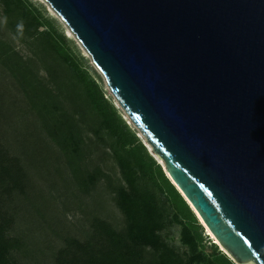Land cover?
<instances>
[{
    "label": "water",
    "instance_id": "water-1",
    "mask_svg": "<svg viewBox=\"0 0 264 264\" xmlns=\"http://www.w3.org/2000/svg\"><path fill=\"white\" fill-rule=\"evenodd\" d=\"M45 1L227 252L264 264V0Z\"/></svg>",
    "mask_w": 264,
    "mask_h": 264
},
{
    "label": "trees",
    "instance_id": "trees-1",
    "mask_svg": "<svg viewBox=\"0 0 264 264\" xmlns=\"http://www.w3.org/2000/svg\"><path fill=\"white\" fill-rule=\"evenodd\" d=\"M0 9L5 19L4 24L0 22V65L16 78L23 89L29 91L34 83H39L40 90L30 92L29 96L36 111L42 115L46 128L51 129L50 123L56 120L52 130L61 150L81 152L83 128L75 119L80 115L81 119L87 120L86 126L95 133L98 142L104 140L103 134L112 140L110 155L115 158L122 174L123 182L113 185V188L117 204L125 214L126 230H117L107 221L98 219L96 225L101 228V233L98 236L93 233L85 242L69 239L59 250L56 264H235L211 238L212 252L205 250V236L208 235L204 226L160 163L149 153L115 104L106 97L99 81L71 52L66 36L55 22L28 0H0ZM6 28L21 42L27 43L32 56L23 57L16 49L15 41L3 35ZM40 65H46L47 79L38 76ZM45 80H49V86H43ZM53 90L61 93L53 98ZM5 101L2 93L0 102L3 104ZM50 106L58 108V111L51 113ZM51 115L53 119L49 123ZM72 121L73 130L68 135L66 129ZM34 134V131L30 132V136ZM27 141L22 138L15 143L20 150H26L30 164L38 165L34 158L35 147L26 146L35 145V141L32 144H27ZM11 145L0 130V264H17L12 258L11 248L19 241L6 233L14 220L6 212V207L11 202L10 197L24 187L26 179L23 178L27 174L21 160L10 154ZM49 159L53 158L42 157L44 161ZM74 171L78 176L82 172L79 166H74ZM99 171L90 172L88 181H96ZM163 195L167 201L162 199ZM170 208L175 210L173 218L169 215ZM171 221L182 226V242L189 251L181 252L163 238L162 231Z\"/></svg>",
    "mask_w": 264,
    "mask_h": 264
},
{
    "label": "rangeland",
    "instance_id": "rangeland-1",
    "mask_svg": "<svg viewBox=\"0 0 264 264\" xmlns=\"http://www.w3.org/2000/svg\"><path fill=\"white\" fill-rule=\"evenodd\" d=\"M28 1L39 8L44 16L55 22L60 32L66 36L71 52L82 66L87 68L89 73L99 81L106 97L115 104L129 126L146 145L144 135L119 105L104 75L67 24L45 0ZM0 22L5 23L1 9ZM3 35L15 41L16 49L23 57L33 55L27 43L21 42L10 29L6 28ZM0 72H2L0 74V96L3 93L6 98L5 103L0 102L3 107L2 110L0 108L1 135L7 136L9 144L13 146L10 148V154L21 160L27 173L23 178L26 179L24 187L18 189L16 194L10 197L11 202L6 207V212L14 218L6 233L10 238L19 241L11 248L13 260L17 264H56L59 250L66 246L69 239L85 242L93 233L97 236L101 233V228L96 225L98 219L107 221L117 230L125 231L127 224L125 214L117 204L116 192L113 188V185L123 182V179L119 165L110 155L112 140L103 134L104 140H99V143L95 133L88 130L87 120L81 119L79 115L75 116V119L80 128H83L80 135L84 141L82 150L80 153L63 152L52 130L56 122V120L52 121L53 115L48 117L49 123L52 121L50 123L52 128H46L42 115L36 111L35 104L29 96L30 92L40 90L39 83H34L28 91L23 89L16 78L6 72L1 65ZM37 72L40 78L47 79L49 76L46 65H40ZM43 86H49V80H45ZM60 93L59 90H53L52 97L56 98ZM63 97L66 99L65 96ZM49 110L54 113L58 111V108L50 106ZM72 130L73 121L68 130L66 129L67 134L69 135ZM32 131L35 134L30 136ZM22 138L28 140L27 144L35 141V145L26 146L35 147L34 158L38 165L30 164L26 150H20L18 144L15 143L16 140L22 141ZM147 150L157 160L154 156L156 154L149 147ZM44 156L53 159L44 161L42 160ZM157 162L159 163L158 160ZM74 166H79L82 170L79 176L74 171ZM161 167L165 172L164 167L162 165ZM95 170H100L99 177L96 181L89 182L87 178L90 172ZM154 189L162 194L160 190ZM163 196L162 199L167 201L166 196ZM191 210L196 215L192 208ZM168 211L170 218H173L175 210L170 208ZM196 217L200 223L199 217L197 215ZM181 232L182 226L171 221L162 231V236L181 252H186L189 248L183 244ZM205 238V250L212 252L209 241L211 236H205ZM217 246L235 264H255L238 263L219 243Z\"/></svg>",
    "mask_w": 264,
    "mask_h": 264
},
{
    "label": "bare ground",
    "instance_id": "bare-ground-1",
    "mask_svg": "<svg viewBox=\"0 0 264 264\" xmlns=\"http://www.w3.org/2000/svg\"><path fill=\"white\" fill-rule=\"evenodd\" d=\"M71 31V30H70ZM72 32V31H71ZM146 142V141H145ZM146 146L147 147H149L150 148V150L152 151V152H154L153 151V148H152V146L148 143V142H146ZM155 153V152H154ZM156 154V153H155ZM157 155V154H156ZM156 155H154L156 158H157V160L159 161V163L164 167V169L166 170V166H165V164H164V162L162 161V159L158 156H156ZM168 173V172H167ZM189 203H190V201H189ZM191 204V203H190ZM191 207H192V209L195 211V213H196V215L199 217V220H200V223L201 224H203L204 226H205V228H206V234L210 237L211 236V239H212V241L214 242V241H216V242H218L223 248H224V246L218 241V239L216 238V236L212 233V231L210 230V228L205 224V222L203 221V219L201 218V216L199 215V213L197 212V210L194 208V206L191 204Z\"/></svg>",
    "mask_w": 264,
    "mask_h": 264
}]
</instances>
